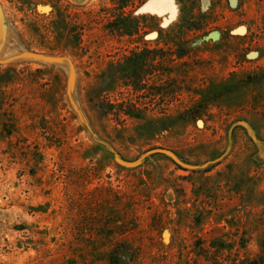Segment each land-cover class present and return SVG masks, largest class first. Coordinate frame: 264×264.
<instances>
[{"label":"rangeland","instance_id":"rangeland-1","mask_svg":"<svg viewBox=\"0 0 264 264\" xmlns=\"http://www.w3.org/2000/svg\"><path fill=\"white\" fill-rule=\"evenodd\" d=\"M0 11V264H264V0Z\"/></svg>","mask_w":264,"mask_h":264},{"label":"trees","instance_id":"trees-1","mask_svg":"<svg viewBox=\"0 0 264 264\" xmlns=\"http://www.w3.org/2000/svg\"><path fill=\"white\" fill-rule=\"evenodd\" d=\"M111 2L118 13L116 15L106 16L111 17V20H107L106 28H108L110 32L115 33L118 37L126 36L130 38L136 36V18H130L127 11L128 8L132 7L133 0H111ZM106 14H109V12ZM153 53L154 51L146 49L138 54H136V51H134L129 57L126 58L129 69L124 74L123 86L126 88L129 94L128 96L135 94V97H138L137 95L139 93L150 90V86L139 80L136 71L139 69L138 66L144 67L146 66L147 62H150L151 55ZM127 100V106H122L121 104L113 106L107 103V112L112 113L117 118L120 117L119 115H123L131 119H140L142 116L139 109L140 107L137 106V104L135 106L134 103H131V97Z\"/></svg>","mask_w":264,"mask_h":264},{"label":"water","instance_id":"water-1","mask_svg":"<svg viewBox=\"0 0 264 264\" xmlns=\"http://www.w3.org/2000/svg\"><path fill=\"white\" fill-rule=\"evenodd\" d=\"M2 27H3V18H2V13L0 11V30H2ZM23 56L29 57L31 59L38 60V61H47L48 60V58L41 56V55H37V54H25Z\"/></svg>","mask_w":264,"mask_h":264},{"label":"bare ground","instance_id":"bare-ground-1","mask_svg":"<svg viewBox=\"0 0 264 264\" xmlns=\"http://www.w3.org/2000/svg\"><path fill=\"white\" fill-rule=\"evenodd\" d=\"M85 1V0H84ZM88 1V0H87Z\"/></svg>","mask_w":264,"mask_h":264}]
</instances>
